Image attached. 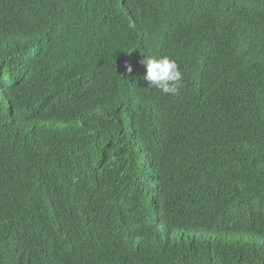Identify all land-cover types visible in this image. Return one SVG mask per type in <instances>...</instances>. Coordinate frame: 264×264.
<instances>
[{
  "label": "trees",
  "instance_id": "16d2710c",
  "mask_svg": "<svg viewBox=\"0 0 264 264\" xmlns=\"http://www.w3.org/2000/svg\"><path fill=\"white\" fill-rule=\"evenodd\" d=\"M0 264H264V0H0Z\"/></svg>",
  "mask_w": 264,
  "mask_h": 264
},
{
  "label": "clouds",
  "instance_id": "9594fccd",
  "mask_svg": "<svg viewBox=\"0 0 264 264\" xmlns=\"http://www.w3.org/2000/svg\"><path fill=\"white\" fill-rule=\"evenodd\" d=\"M140 64L145 68L143 80L147 82L148 87L158 89L162 94L180 93L183 74L176 59L170 55H146L140 60ZM127 71L132 73L133 67L129 65Z\"/></svg>",
  "mask_w": 264,
  "mask_h": 264
},
{
  "label": "bare ground",
  "instance_id": "6f19581e",
  "mask_svg": "<svg viewBox=\"0 0 264 264\" xmlns=\"http://www.w3.org/2000/svg\"><path fill=\"white\" fill-rule=\"evenodd\" d=\"M172 41V40H171ZM173 42V41H172ZM155 155V154H154ZM90 174V173H89Z\"/></svg>",
  "mask_w": 264,
  "mask_h": 264
}]
</instances>
